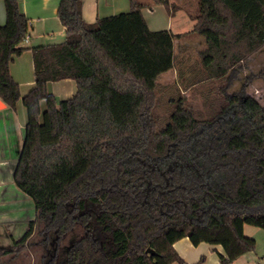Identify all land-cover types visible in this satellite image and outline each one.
<instances>
[{"label": "trees", "instance_id": "1", "mask_svg": "<svg viewBox=\"0 0 264 264\" xmlns=\"http://www.w3.org/2000/svg\"><path fill=\"white\" fill-rule=\"evenodd\" d=\"M129 2L126 12L88 22L83 0H61L65 40L31 48L36 84L23 97L28 120L14 178L36 215L12 247L0 244V264L35 235L47 244L71 231L79 234L61 264H187L174 247L185 236L223 245L220 264L257 246L244 227L264 229V104L228 88L264 47V0ZM4 3L0 97L15 108L22 95L10 64L27 48L31 23L19 0ZM154 4L171 15L186 9L194 28L151 30L142 10ZM191 34L205 41L200 79L224 80L226 104L203 119L173 96L164 123L160 76L175 66V38ZM65 78L78 90L58 99L48 83Z\"/></svg>", "mask_w": 264, "mask_h": 264}, {"label": "crops", "instance_id": "2", "mask_svg": "<svg viewBox=\"0 0 264 264\" xmlns=\"http://www.w3.org/2000/svg\"><path fill=\"white\" fill-rule=\"evenodd\" d=\"M191 1L195 5L196 0ZM60 2L61 0H19L21 10L31 23L29 39L22 43L27 48L20 55L15 56L10 64L11 74L20 85L22 97L15 108L0 97L5 103V106L0 108V232L6 236L4 234L6 231L15 239L24 234L29 222L36 215L34 201H31L30 196L17 186L14 178L24 146L28 120L23 97L36 84L31 48L65 40V26L59 15ZM129 9V0H83V15L88 22H94L99 17L126 12ZM142 11L149 28L153 31L170 30L175 34H183L191 31L196 24V20L184 8L172 15L163 4L147 6ZM6 19L5 3L4 0H0V25L5 24ZM195 40L202 44L201 48L204 47V39L196 34L175 38V66L167 72L176 70L178 63L190 58V49L186 43L190 44ZM201 48H197V52ZM165 73L160 76V81ZM48 89L58 99H65L77 93L78 85L74 78H65L49 81ZM244 232L257 240V246L239 256L232 264H264V229L246 224ZM174 247L187 264H220V253H224L221 244L207 241L195 244L188 236L178 239Z\"/></svg>", "mask_w": 264, "mask_h": 264}, {"label": "rangeland", "instance_id": "3", "mask_svg": "<svg viewBox=\"0 0 264 264\" xmlns=\"http://www.w3.org/2000/svg\"><path fill=\"white\" fill-rule=\"evenodd\" d=\"M186 44L190 49V58L183 63H178V68L165 73L160 81L156 111L164 123L170 118L173 109L171 102L173 96L186 97L185 104L193 108L197 116L203 119L218 114L226 104L225 95L221 91L224 80L200 79L204 69L197 48H201L202 44L200 45L197 40ZM245 66L239 77L228 88V93L244 89L264 104V76L259 75L260 70L264 68V47L255 53ZM29 199L33 201L31 197ZM4 234L6 236L0 232V244L12 247L15 238L6 231ZM78 234L79 231H75V233L71 231L62 239L52 235L47 244L39 242V236L35 235L26 251L21 250L15 255H8L5 264H46L52 255H54V264H61L64 259L63 253ZM41 256H44V260L41 259Z\"/></svg>", "mask_w": 264, "mask_h": 264}, {"label": "water", "instance_id": "4", "mask_svg": "<svg viewBox=\"0 0 264 264\" xmlns=\"http://www.w3.org/2000/svg\"><path fill=\"white\" fill-rule=\"evenodd\" d=\"M3 106H5V103L1 100L0 98V108H2ZM149 250H152V249H149ZM153 251V250H152Z\"/></svg>", "mask_w": 264, "mask_h": 264}, {"label": "built area", "instance_id": "5", "mask_svg": "<svg viewBox=\"0 0 264 264\" xmlns=\"http://www.w3.org/2000/svg\"><path fill=\"white\" fill-rule=\"evenodd\" d=\"M28 39H29V35H27V36L25 37L24 41H28Z\"/></svg>", "mask_w": 264, "mask_h": 264}]
</instances>
